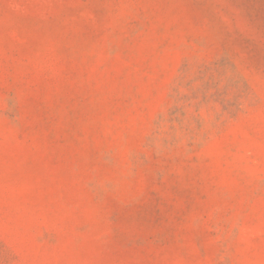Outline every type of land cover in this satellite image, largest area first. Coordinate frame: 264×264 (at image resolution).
I'll return each instance as SVG.
<instances>
[{
  "label": "rangeland",
  "instance_id": "374dc122",
  "mask_svg": "<svg viewBox=\"0 0 264 264\" xmlns=\"http://www.w3.org/2000/svg\"><path fill=\"white\" fill-rule=\"evenodd\" d=\"M0 264H264V0H0Z\"/></svg>",
  "mask_w": 264,
  "mask_h": 264
}]
</instances>
